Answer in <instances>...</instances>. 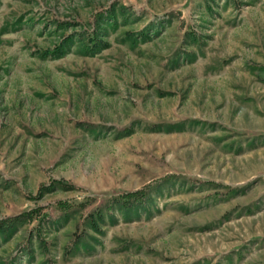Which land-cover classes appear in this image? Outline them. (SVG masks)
Listing matches in <instances>:
<instances>
[{
    "label": "rangeland",
    "instance_id": "1",
    "mask_svg": "<svg viewBox=\"0 0 264 264\" xmlns=\"http://www.w3.org/2000/svg\"><path fill=\"white\" fill-rule=\"evenodd\" d=\"M0 264H264V0H0Z\"/></svg>",
    "mask_w": 264,
    "mask_h": 264
},
{
    "label": "trees",
    "instance_id": "2",
    "mask_svg": "<svg viewBox=\"0 0 264 264\" xmlns=\"http://www.w3.org/2000/svg\"><path fill=\"white\" fill-rule=\"evenodd\" d=\"M139 195V192H130V193H127V194H125V196H124V200H126V201H132V199H139L140 198V196H138ZM126 207H128V205H126Z\"/></svg>",
    "mask_w": 264,
    "mask_h": 264
}]
</instances>
